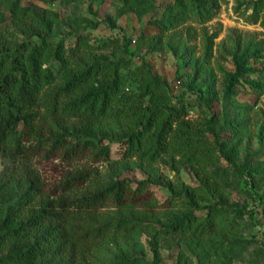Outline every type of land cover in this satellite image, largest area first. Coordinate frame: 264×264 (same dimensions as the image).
Here are the masks:
<instances>
[{"label": "trees", "instance_id": "16d2710c", "mask_svg": "<svg viewBox=\"0 0 264 264\" xmlns=\"http://www.w3.org/2000/svg\"><path fill=\"white\" fill-rule=\"evenodd\" d=\"M22 1L0 0V26L32 22ZM214 2L174 0L154 23L155 46L184 20L208 13ZM121 3L139 11L143 0ZM75 23L73 28L69 21L39 20L37 40L0 48V154L15 161L85 165L52 189L16 164L8 176L0 175V264H149L131 249L144 230L154 231L156 240L184 244L221 238L223 258L231 264L247 249L238 226L246 212L230 203L238 185L221 159L235 178L244 176L237 164L241 117L216 131L214 119L190 121L185 104L173 101L164 82L133 73L137 91L132 90L123 73L128 63L93 55L110 46L117 50V43L95 48L88 26ZM55 24L71 28L69 36L57 39ZM246 60L244 55L237 65L239 73L249 72H242ZM237 77L230 76V83ZM106 142L122 145L127 162L153 166L168 158L186 165L199 185L168 182L170 197L161 202L148 182L104 180L93 167L112 161ZM164 216L169 222L159 225Z\"/></svg>", "mask_w": 264, "mask_h": 264}, {"label": "rangeland", "instance_id": "374dc122", "mask_svg": "<svg viewBox=\"0 0 264 264\" xmlns=\"http://www.w3.org/2000/svg\"><path fill=\"white\" fill-rule=\"evenodd\" d=\"M173 3L174 0H143L142 8L136 11L123 7L121 0H23L22 5L30 9L33 20L22 27L11 21L0 26V48L15 46L25 39L37 40L39 20L69 21L74 23L73 28L77 22L88 26L87 34L95 48L108 41L117 43V50L110 46L94 51L93 55L128 63L130 66L123 73L132 90L137 91L133 73L164 82L173 101L185 104L190 121L214 119L216 131L222 129L225 121L241 117L244 129L237 164L243 166L244 176L235 178L233 168L221 159L238 185V189L230 191V203L246 212L239 218L238 226L239 238L245 241L247 249L234 255L231 264H264V0H215L208 13L184 20L166 32L156 47L152 37L159 29L154 23L163 19L165 10ZM71 31L65 25L55 24L53 28L57 39H65ZM244 55L248 69L243 65L242 72L248 70L246 74L237 69ZM230 76H238L234 85ZM109 146L112 161L93 167L104 180L148 182L161 202L170 197L168 182L180 180L189 186L199 185L186 165H175L168 158L153 166L137 159L127 162L122 158V145ZM15 164L33 170L49 189L65 174L85 167L59 160L15 161L1 153L0 175L8 176ZM167 222L169 218L164 216L158 224ZM138 234L131 245L132 252L149 264H229L222 255L221 238L184 244L168 238L156 240L154 231Z\"/></svg>", "mask_w": 264, "mask_h": 264}]
</instances>
